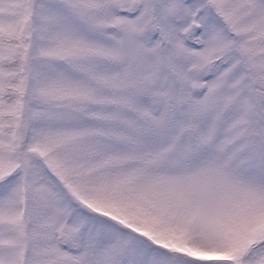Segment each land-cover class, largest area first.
Instances as JSON below:
<instances>
[{"label": "snow or ice", "instance_id": "obj_1", "mask_svg": "<svg viewBox=\"0 0 264 264\" xmlns=\"http://www.w3.org/2000/svg\"><path fill=\"white\" fill-rule=\"evenodd\" d=\"M0 264H264V0H0Z\"/></svg>", "mask_w": 264, "mask_h": 264}]
</instances>
